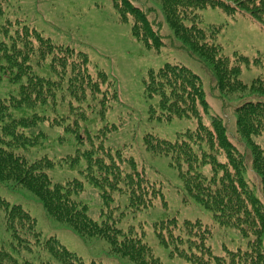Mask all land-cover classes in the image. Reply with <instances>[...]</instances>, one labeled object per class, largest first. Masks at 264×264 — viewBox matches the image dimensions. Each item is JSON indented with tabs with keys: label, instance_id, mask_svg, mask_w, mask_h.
Returning a JSON list of instances; mask_svg holds the SVG:
<instances>
[{
	"label": "trees",
	"instance_id": "trees-1",
	"mask_svg": "<svg viewBox=\"0 0 264 264\" xmlns=\"http://www.w3.org/2000/svg\"><path fill=\"white\" fill-rule=\"evenodd\" d=\"M10 1L0 0V16ZM152 1L159 3L181 51L211 74L214 92L242 102L234 109L235 142L222 117L209 112L198 74L170 63L150 70L142 83L146 97L156 99L150 106L151 117L163 121L185 117L195 119L196 126L177 134L173 141L147 134L144 149L170 160L186 205L194 201L211 213L217 226L233 230L246 242L244 247H223V253H217L208 244L213 237L210 225L176 215L155 222L154 234L169 248L170 256L186 264H264V204L246 179L244 159L249 157V170L264 196V147L255 140L264 135V101L254 102L239 93L249 90L264 98V80L247 85L239 79L240 67L235 62L247 59L224 55L216 42L219 27H202L200 15L203 9L220 8L264 24V0ZM111 2L119 22L128 24L132 37L147 50L158 51L165 44L155 9L140 6L142 0ZM19 24L3 25L0 34V87L3 82L14 85L0 98V183L12 191L30 193L47 217L82 239L104 241L109 255L131 264H162L145 242L144 231L123 225L126 213L122 209L136 214L154 209L158 201L167 205L161 184L150 180L131 156L99 140L96 152L78 149L57 161L45 152L30 157L48 147L42 124L51 133L60 126L89 132L94 122L91 115L98 112L103 117L114 100L113 92L108 96L113 83L103 71L92 70L85 52L61 48L35 28ZM48 110L55 116H46ZM115 128L108 126L107 130ZM99 131L105 140L104 129ZM77 138L84 144L85 138ZM88 139L93 147V140ZM240 142L245 150L237 146ZM65 163L80 178L54 182L49 172ZM85 187L97 190L96 213L79 198ZM36 221L22 205L0 196V264H90L54 236L44 237Z\"/></svg>",
	"mask_w": 264,
	"mask_h": 264
},
{
	"label": "rangeland",
	"instance_id": "rangeland-1",
	"mask_svg": "<svg viewBox=\"0 0 264 264\" xmlns=\"http://www.w3.org/2000/svg\"><path fill=\"white\" fill-rule=\"evenodd\" d=\"M139 4L156 10V18L161 23L160 33L165 42L158 51L147 50L132 37L130 26L119 22L111 0H12L8 3L5 13L0 16V34L3 25L8 23L10 28L15 23L33 27L61 48L72 47L85 52L90 59L92 70L103 71L113 83L108 90V96L113 92L114 100L109 102V108L104 112L103 117L98 112L91 115L94 122L89 132L84 128L71 131L60 126L55 133H51L46 128V124H42V129L47 133L43 140L48 147L30 157L34 158L45 152L49 158L57 161L78 149L91 148L96 152L95 148L100 141H105V147L116 150L119 148L125 155L131 156L144 167L150 180L161 184L167 205L162 206L158 201L154 209L136 214L126 208L122 209L126 213L123 225L133 226L139 233L143 230L145 242L162 264H186L182 258L170 256L169 248L160 244L154 234L153 224L167 216L199 219L210 225L213 237L208 244L217 253H223V247L228 249L244 247L246 241L240 240L233 230L217 226L208 210L192 200L186 205L183 202V191L177 170L170 165V160L167 157L154 156L144 149L145 135L150 134L160 139L173 141L177 134L195 128L196 120L185 117L173 118L170 121L152 118L150 106L156 102V99L146 97L142 81L148 71H157L165 63L186 66L201 78L209 112L222 117L226 123L227 134L235 142L237 139L234 133V109L242 101L238 99L231 101L233 95L221 97L214 92L213 77L199 62L181 51L180 43L174 39L171 30L167 27L157 1L142 0ZM200 15L202 27L213 25L219 27L216 42L221 46L224 55L230 58L236 55L247 59L248 62L238 60L235 62L240 67L239 79L247 85L256 80H264V24L240 13L229 15L220 8L203 9ZM7 83L3 82L0 87V98L8 95L14 88V85ZM239 93H243L242 97L254 102L264 101L259 94L251 93L249 90ZM45 115L52 118L55 113L48 110ZM108 126H116V128L110 131L107 130ZM100 129H104V134L106 133L105 140ZM97 134L102 135L97 137ZM77 135L85 138L84 144L79 142ZM88 136L95 144L93 147L90 146ZM255 140L264 147V135ZM237 146L245 150L242 142ZM244 159L247 166L246 179L264 204V196L259 192V188L257 189V181L249 170V157L246 155ZM68 166L65 163L54 167L49 172L54 182H63L73 177L80 178L75 173V169H70ZM0 196L11 204L22 205L36 218L37 229L44 237L54 236L86 263L131 264L124 259L109 255L104 241L84 240L74 231L47 217L42 206L27 191H12L0 183ZM79 198L91 205L93 212L96 213L99 205L96 201V189L85 187ZM262 246L264 248V238Z\"/></svg>",
	"mask_w": 264,
	"mask_h": 264
}]
</instances>
